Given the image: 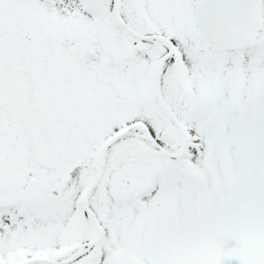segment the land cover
<instances>
[{"label":"snow or ice","instance_id":"obj_1","mask_svg":"<svg viewBox=\"0 0 264 264\" xmlns=\"http://www.w3.org/2000/svg\"><path fill=\"white\" fill-rule=\"evenodd\" d=\"M0 264H264V0H0Z\"/></svg>","mask_w":264,"mask_h":264}]
</instances>
